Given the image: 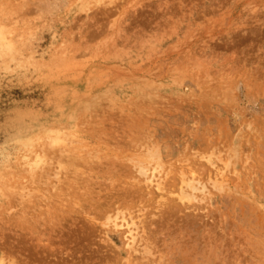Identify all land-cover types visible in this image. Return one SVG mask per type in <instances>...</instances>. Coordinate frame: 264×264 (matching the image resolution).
<instances>
[{
  "label": "rangeland",
  "instance_id": "374dc122",
  "mask_svg": "<svg viewBox=\"0 0 264 264\" xmlns=\"http://www.w3.org/2000/svg\"><path fill=\"white\" fill-rule=\"evenodd\" d=\"M46 1L0 0V264H264V0Z\"/></svg>",
  "mask_w": 264,
  "mask_h": 264
},
{
  "label": "bare ground",
  "instance_id": "6f19581e",
  "mask_svg": "<svg viewBox=\"0 0 264 264\" xmlns=\"http://www.w3.org/2000/svg\"><path fill=\"white\" fill-rule=\"evenodd\" d=\"M57 0H47L46 1V4H48V6H50V8L55 4V2H56ZM45 2V1H44ZM38 5H39V3H38ZM46 7V6H45ZM57 7H59V5L57 6ZM48 10V9H47ZM163 13V12H162ZM131 29V28H130ZM136 36V35H135ZM147 101V100H146ZM80 125V124H79ZM126 131V130H125ZM128 138V137H127ZM143 138V137H142ZM71 140V139H70ZM69 140V141H70ZM72 141V140H71ZM55 142H56V140H55ZM73 142V141H72ZM71 142V143H72ZM70 143V142H69ZM68 143V144H69ZM122 143V142H121ZM55 144V143H54ZM129 144V143H128ZM143 145V144H142ZM226 145V144H225ZM65 146V145H64ZM67 146V145H66ZM141 148V147H140ZM143 148V147H142ZM149 148H151V147H149ZM154 148V147H153ZM153 148H151V149H149V150H147L146 152L148 153V157L147 158H149V160L151 161H153V162H155V163H160L159 162V160H160V156H159V154H158V152H157V148H156V150L155 151H152V149ZM154 148V149H155ZM226 148V147H225ZM62 149V148H61ZM130 149V148H129ZM63 150V149H62ZM210 150V149H209ZM60 151V150H59ZM64 151V150H63ZM66 152V151H65ZM133 152V151H132ZM146 152H144V153H146ZM146 153V154H147ZM73 154V153H72ZM214 154V153H213ZM228 154H229V152H228ZM227 154V155H228ZM75 155V154H74ZM217 155V154H216ZM71 156V155H70ZM131 156V155H130ZM211 156V155H210ZM126 157V156H125ZM135 157V156H134ZM139 157H141V156H139ZM213 157V156H212ZM127 158V157H126ZM131 158V157H130ZM132 158H133V156H132ZM142 158V157H141ZM205 159V158H204ZM69 159H65V161H60L59 162V166L62 164V165H64L63 166V168H66V166H67V163H69V162H67ZM125 160V158L123 159V161ZM137 160H138V158H137ZM136 159H135V161H137ZM139 160H141V159H139ZM137 161L134 165H135V172H137L138 173V175L140 174V176L142 175V176H144L145 177V172H146V170H145V167H146V169H147V171H149L148 170V168H147V164L143 167L142 166V164H140L139 162L140 161ZM144 159H142V161H143ZM146 160V159H145ZM148 160V161H149ZM207 160H208V158H207ZM126 161V160H125ZM129 161V160H128ZM147 161V163H149ZM158 161V162H157ZM210 161H211V159H210ZM73 161L71 160V166H73L74 167V165L75 164H73L72 163ZM75 162V161H74ZM144 162V161H143ZM129 163H131L130 161H129ZM125 165V164H124ZM133 164L131 165V166H134ZM154 165V164H153ZM152 165V166H153ZM159 165V164H158ZM159 166H161V164L159 165ZM159 166H157L158 168H159ZM162 166H163V164H162ZM76 167V166H75ZM179 167V166H178ZM180 167H181V165H180ZM153 168V172H154V169H155V166L154 167H152ZM157 168V169H158ZM60 169H61V171H62V168L60 167ZM68 169V168H67ZM121 169V168H120ZM150 169V168H149ZM161 170V169H160ZM177 170H179V169H177ZM68 171H69V169H68ZM131 171H133V170H131ZM155 171H157L158 172V174H159V171L158 170H156L155 169ZM196 171V170H195ZM65 172V171H64ZM156 173V172H155ZM161 173V172H160ZM165 173H166V171H165ZM53 174V173H52ZM54 174H56V172L54 173ZM53 174V175H54ZM136 174V173H135ZM149 174H151V170H150V173ZM153 174V173H152ZM157 174V173H156ZM52 175V176H53ZM63 175V174H62ZM136 176V175H135ZM150 176V177H149ZM149 176H146L144 179H145V182L146 183H148V184H151V183H155V185L154 186H156V189L158 188L159 190H160V188H161V190L163 189L162 188V186L159 188V183H156V182H158L157 180H156V178H154L153 177V175H149ZM60 177V176H59ZM58 177V178H59ZM77 177V176H76ZM157 178H159L158 176H156ZM164 177V176H163ZM55 178V177H54ZM135 178V177H134ZM153 178L156 180V182H154L153 181ZM177 178V177H176ZM183 178V177H182ZM187 178V177H186ZM62 179V178H61ZM127 179V178H126ZM130 179H132V178H130ZM143 179V178H142ZM192 179V178H191ZM134 180V179H133ZM158 180H160V178L158 179ZM43 181V180H42ZM58 181V180H57ZM61 181V180H60ZM63 181V180H62ZM126 181H130V180H126ZM183 181V180H182ZM181 181V185H183V183L184 182H182ZM192 181V180H191ZM191 181H190V183H191ZM55 182V181H54ZM135 182H138L136 179H135ZM142 182V181H141ZM193 182V181H192ZM195 182V181H194ZM194 182H193V186H192V183H191V185H188V187L190 188V190L189 191H191L190 193H185L184 191H182V189H181V187H180V193L178 194L177 193V197H178V200L181 202V204H182V202H188V203H190V201H192V199H193V193H194V191L195 190H200L199 188H197L196 186H194ZM196 182H198V181H196ZM213 182H214V180H213ZM212 182V183H213ZM68 183V182H67ZM129 183H132V180L129 182ZM189 183V184H190ZM215 183H218L219 184V182H216L215 181ZM221 183V182H220ZM162 183H160V185H161ZM186 184H188V182L186 183ZM186 184H184L185 186H186ZM214 184V183H213ZM56 185V184H55ZM197 185H198V183H197ZM200 185V184H199ZM204 184H202V188L204 187L203 186ZM215 185V184H214ZM221 185V184H220ZM148 186V185H147ZM150 186V185H149ZM171 186V185H170ZM177 186H178V184H177ZM176 186V187H177ZM185 186H182V187H184L183 189H185L186 191H187V187L185 188ZM219 188L218 187V185L216 184L215 185V188ZM139 188V187H138ZM221 188V187H220ZM25 190V189H24ZM158 190V191H159ZM161 190H160V192H161ZM203 190V189H202ZM220 190V189H219ZM31 191V190H30ZM29 191V192H30ZM134 191V190H133ZM201 191V190H200ZM28 192V193H29ZM93 192V191H92ZM179 192V191H178ZM196 192V191H195ZM198 192V191H197ZM28 193H24V196H25V194L27 195ZM202 193V192H201ZM122 194V193H121ZM174 194V193H173ZM29 195V194H28ZM157 195V194H156ZM158 195H159V193H158ZM21 196H23V194L21 193ZM161 196V195H160ZM164 196V195H163ZM159 198H162V197H159ZM157 199V198H156ZM194 199H196V198H194ZM193 199V200H194ZM164 201V200H163ZM51 202V201H50ZM159 202V201H158ZM194 202H196L195 200H194ZM157 204V203H156ZM167 204V203H166ZM191 204V203H190ZM112 205V204H111ZM139 205V204H138ZM114 206V205H113ZM141 206V205H140ZM145 206V205H144ZM104 207V206H103ZM150 208V207H149ZM154 208V207H153ZM129 210V209H128ZM154 210V209H153ZM123 211H125L126 212V210H123ZM140 211V210H139ZM138 211V212H139ZM141 211H142V209H141ZM140 211V212H141ZM107 212H110V211H107ZM107 212L105 213V215H104V221L103 222H100L99 221V219L97 220V221H99V222H97L98 223V225L102 228V232L103 233H106V234H104V236H107V239L109 240V239H111V238H109L108 237V234H110L112 231H116V232H118L119 234L121 233V231H123L124 233H126L125 235H124V233H123V236H124V238L127 240V242H126V248L128 249H130L131 251H133V252H135V253H137V250H136V248H135V246H136V244L138 243L137 241H139V242H143L144 244H142L141 245V248H142V252H141V250H139L138 252H140L139 254L141 255V254H143L144 252L146 253V257H148L147 255V253H150V251H149V246H150V248H151V246L152 245H149V241H150V238L147 240V234H146V236H144V238H143V235L145 234V230H144V227L142 226V224H141V222H136L135 220H133L134 218L132 217V216H128L127 215V213H125V215H124V213L122 212V209L121 210H119V209H117V211L115 210V212H113V214H107ZM129 212V211H128ZM168 212V211H167ZM179 212V211H178ZM130 213V212H129ZM128 213V214H129ZM131 214V213H130ZM126 216H128L127 218H126ZM137 216V215H136ZM154 216V215H153ZM102 217V216H101ZM152 217V216H151ZM135 218H137V217H135ZM119 220L120 222H117L116 220ZM140 219H141V217H140ZM143 219V218H142ZM148 219V218H147ZM90 220L92 221L91 222V226H93V227H95L96 226V224H95V218L93 219L92 217H90ZM149 220V219H148ZM177 220V219H176ZM137 221H140L139 219L137 220ZM183 221V220H182ZM143 223H144V221H143ZM140 224V225H139ZM96 228V227H95ZM108 229V230H107ZM107 230V231H106ZM148 230V229H147ZM99 231V230H98ZM120 231V232H119ZM221 231V230H220ZM93 232V231H92ZM92 232H91V234H92ZM94 233V232H93ZM96 234H97V232H96ZM98 235V234H97ZM95 236V235H94ZM122 237V236H121ZM146 238V239H145ZM143 239H145V240H143ZM108 240H105L107 243L109 242ZM152 240V239H151ZM104 241V240H103ZM105 242V243H106ZM105 245V244H104ZM139 246H140V244H139ZM111 247V246H110ZM110 247H109V249H110ZM100 249V248H99ZM140 249V248H139ZM162 249V248H161ZM103 251V250H102ZM107 251V250H106ZM110 251V250H109ZM96 252V251H95ZM160 252V251H159ZM99 253V252H98ZM102 255V254H101ZM137 255V254H136ZM142 256V255H141ZM142 258H143V256H142ZM145 259V258H144ZM126 260V259H125ZM3 260H1V262H2ZM1 264H4V263H1Z\"/></svg>",
  "mask_w": 264,
  "mask_h": 264
}]
</instances>
